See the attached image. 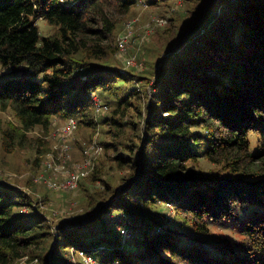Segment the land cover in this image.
I'll return each instance as SVG.
<instances>
[{
  "label": "trees",
  "instance_id": "trees-1",
  "mask_svg": "<svg viewBox=\"0 0 264 264\" xmlns=\"http://www.w3.org/2000/svg\"><path fill=\"white\" fill-rule=\"evenodd\" d=\"M173 1L0 0V109L16 121L0 129L7 152L25 148L27 133L47 131L54 119H74L77 130L94 126V116L110 110L95 112L96 93L112 98L103 124L116 137L126 126L141 133L139 145L115 159L133 174L120 178L116 195L97 196L93 216H79L71 230L56 227L54 247L51 227L27 196L0 191V264H67L59 251L67 246L91 257L104 252L101 244L75 246L81 233L72 232L115 212L133 236L110 239L117 252L110 264H264V0H184L192 7L187 33L177 50L156 58L150 96L127 90L134 76L108 60L115 16ZM38 21L51 34L42 36ZM130 109L131 122H120ZM201 162L221 172H199ZM22 206L31 212L22 215ZM213 228L229 229L239 243L213 240Z\"/></svg>",
  "mask_w": 264,
  "mask_h": 264
},
{
  "label": "rangeland",
  "instance_id": "rangeland-1",
  "mask_svg": "<svg viewBox=\"0 0 264 264\" xmlns=\"http://www.w3.org/2000/svg\"><path fill=\"white\" fill-rule=\"evenodd\" d=\"M181 1L174 0L169 5H160L158 7L141 5L135 7L128 16H115L117 21H115V31L110 43L111 57L108 60L124 74L126 73L128 77L129 74L134 76V80L131 82L132 85L126 84L125 88L127 90L134 87L136 90L141 89L142 93L146 91L148 97L150 96L148 85H150L151 81H146L149 78L153 79L152 72L157 62L156 58L160 59L169 50H177L178 44L182 40L180 37H184L183 34L187 33L185 30L186 26L189 25V18H187L186 13L192 7L190 2L186 4L184 0ZM160 21L162 22L160 23ZM37 23L42 36L51 34V29L43 21H38ZM129 24H132V38L126 45L127 50L125 53L120 54L117 49L118 47H116V40L120 34L127 30ZM168 45L170 48L163 51ZM121 55L126 56V58L135 57L136 66L133 68L126 67L123 64ZM142 86H145L143 87L144 89H142ZM122 95L123 92L120 90L118 96L121 97ZM93 96L97 97L110 110L102 116H94L96 124L92 127L79 125L78 130L76 129L70 139H67L66 144L69 147L68 154L70 155L67 167L82 166L85 163L88 158L82 155L83 150L93 140L97 143V147H101V151L90 159L89 165L82 169L88 172V177H81L75 190L62 191L50 189L43 179H39L44 174L48 155L50 153L55 155L60 154V148L65 142L59 139L58 134L67 120L60 121L54 119L47 131L39 128L32 130L27 133L26 137L28 141L25 148H16L10 152L5 150L2 135L0 134V191L15 194V196H19L20 194L27 196V200L36 209L35 211L43 214L44 219L51 227L53 235L51 247L55 245L56 227L63 226L66 230H71L78 225L76 219L79 216L85 213L88 216H93L98 212L96 206L97 196L100 193L103 194L106 190L109 192L115 191L116 195L119 189L120 178L133 174L127 167H118L115 159L122 152L126 153V148L134 149L135 146H138L139 141L137 140V136L141 133H138L136 130L132 131L130 126H126L124 135L120 138L116 137V131L110 126V123L103 124L106 118H111L112 116L111 112L114 109L113 105L110 104L112 98H108L105 101L104 97L97 93ZM147 100L149 102V98ZM106 102L109 105L105 104ZM131 104H133L136 110H140V105L137 101L131 100ZM143 104L142 102V106ZM133 116H135V113L133 109H130L126 117L122 119L116 117V120L121 119L120 122L129 124ZM9 123L16 125L13 113L10 110L0 109V129L7 127ZM143 139L144 136H142V141ZM87 162L89 161L87 160ZM196 168L204 174L210 173L214 175L217 172H221L219 167L206 162H201L199 165H196ZM89 174L91 175L89 176ZM46 175L51 174L47 172ZM61 176V174H58V176L53 178L59 183L62 181ZM110 196H107V202H110L108 200ZM90 203L92 204L91 206L88 205ZM164 211L168 216L166 218L167 224H170L175 219L172 208L168 206ZM30 212L31 209L29 207H21L20 213L22 215ZM36 218L32 217L30 221H34ZM110 218H112L111 221L115 220L114 222L117 224L116 228L111 227L112 222ZM121 218H125V216L120 212L103 213L100 215L99 221L93 222L94 224L92 223L87 227L75 229L72 232L75 233L77 231L81 233V238L75 246H92L94 248H97L100 244L105 246L104 252L95 251L91 254L93 260L89 264H110L113 261V257L117 254V252L108 249L111 246L110 239H113L118 234H123L124 239L133 236L130 228L121 226ZM91 228L93 229L92 234H90ZM185 230L191 233L190 229L187 228ZM127 234L129 235L128 237ZM209 236L213 240L223 238L231 244L239 243L238 236L229 229H210ZM69 247L59 248L61 258H65L67 264H85L79 256L69 250ZM130 247V243H127L126 250ZM25 262L26 258H23L17 264H27Z\"/></svg>",
  "mask_w": 264,
  "mask_h": 264
},
{
  "label": "built area",
  "instance_id": "built-area-1",
  "mask_svg": "<svg viewBox=\"0 0 264 264\" xmlns=\"http://www.w3.org/2000/svg\"><path fill=\"white\" fill-rule=\"evenodd\" d=\"M159 22V21H158ZM157 22V23H158ZM162 21H160L161 23ZM132 24L127 26V30L120 34L116 40L118 52L120 54L125 53L127 50V43L130 42L132 38L131 32ZM126 67H135L136 60L135 57H129L125 61ZM91 100L93 103L94 110L97 114L107 111L108 107L104 105L97 97L91 95ZM77 129V122L74 119H69L66 121V124L61 127L59 130L58 137L60 140L65 142L62 144L60 148V154L55 155L50 153L46 159L44 174L39 177V179H43L44 183L50 189L62 190V191H72L75 190L78 184V181L81 177L87 176L88 172L82 170L87 167L90 163V159L95 156L97 153L101 151V147H97V143L93 140L91 144H89L84 150L82 155L85 158H88L82 166L76 165L72 167H67V163L70 160L69 147L66 144L67 139H70L71 135ZM49 172L51 175H46ZM61 174L62 181L57 183L53 177ZM129 235L127 234V237ZM73 253L79 256L85 264H89L92 262L93 258L86 254L83 251L73 250Z\"/></svg>",
  "mask_w": 264,
  "mask_h": 264
}]
</instances>
